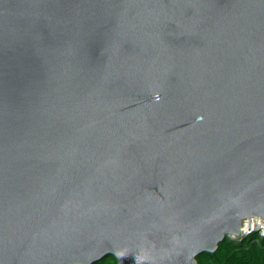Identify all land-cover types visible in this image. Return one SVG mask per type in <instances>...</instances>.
<instances>
[{
  "label": "water",
  "instance_id": "water-1",
  "mask_svg": "<svg viewBox=\"0 0 264 264\" xmlns=\"http://www.w3.org/2000/svg\"><path fill=\"white\" fill-rule=\"evenodd\" d=\"M0 264H264V0H0Z\"/></svg>",
  "mask_w": 264,
  "mask_h": 264
},
{
  "label": "trees",
  "instance_id": "trees-1",
  "mask_svg": "<svg viewBox=\"0 0 264 264\" xmlns=\"http://www.w3.org/2000/svg\"><path fill=\"white\" fill-rule=\"evenodd\" d=\"M70 0H24L26 4L39 13L49 17L57 16Z\"/></svg>",
  "mask_w": 264,
  "mask_h": 264
}]
</instances>
